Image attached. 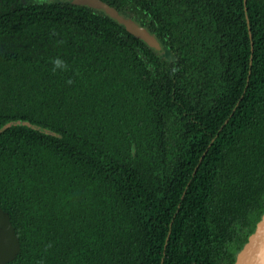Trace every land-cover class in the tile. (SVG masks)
<instances>
[{"label":"trees","instance_id":"trees-1","mask_svg":"<svg viewBox=\"0 0 264 264\" xmlns=\"http://www.w3.org/2000/svg\"><path fill=\"white\" fill-rule=\"evenodd\" d=\"M104 1L169 56L104 8L0 0L7 264H233L264 214V0Z\"/></svg>","mask_w":264,"mask_h":264},{"label":"water","instance_id":"water-1","mask_svg":"<svg viewBox=\"0 0 264 264\" xmlns=\"http://www.w3.org/2000/svg\"><path fill=\"white\" fill-rule=\"evenodd\" d=\"M77 3L104 8L106 15L118 24L144 40L157 51L169 56V49L161 39L147 26L138 22L134 17L124 15L119 9L104 0H73ZM245 3L247 0H244ZM19 122V121H17ZM21 251V241L16 232L8 210L0 205V264H7L16 258ZM233 264H264V214L249 235L248 240L239 250Z\"/></svg>","mask_w":264,"mask_h":264},{"label":"clouds","instance_id":"clouds-1","mask_svg":"<svg viewBox=\"0 0 264 264\" xmlns=\"http://www.w3.org/2000/svg\"><path fill=\"white\" fill-rule=\"evenodd\" d=\"M53 65H54V70L56 69H63V70H67V62L64 61L63 59L61 58H55L53 61H52ZM69 83H71V81H69Z\"/></svg>","mask_w":264,"mask_h":264}]
</instances>
